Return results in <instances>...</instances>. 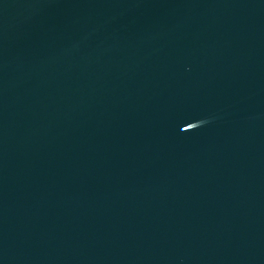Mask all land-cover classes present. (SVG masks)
Segmentation results:
<instances>
[{"label":"water","instance_id":"obj_1","mask_svg":"<svg viewBox=\"0 0 264 264\" xmlns=\"http://www.w3.org/2000/svg\"><path fill=\"white\" fill-rule=\"evenodd\" d=\"M0 264H264V0H0Z\"/></svg>","mask_w":264,"mask_h":264}]
</instances>
